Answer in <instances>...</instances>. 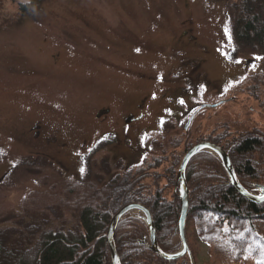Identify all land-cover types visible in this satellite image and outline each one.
Instances as JSON below:
<instances>
[{
	"label": "rangeland",
	"instance_id": "1",
	"mask_svg": "<svg viewBox=\"0 0 264 264\" xmlns=\"http://www.w3.org/2000/svg\"><path fill=\"white\" fill-rule=\"evenodd\" d=\"M28 1L0 4V231L19 232V221L44 209L47 229L72 221L64 211L62 225L57 184L81 177V154L103 131L92 121L99 107L112 108L116 117L145 101L150 139L161 135L156 117L173 120L170 125L180 134L190 112L202 107L194 130L199 123L203 131L230 121L264 130L255 103L248 105L253 114L247 116L240 107L245 97L235 92L262 64L254 65V56L229 58L225 0H44L37 16L21 17L18 5ZM197 74L204 83L191 87ZM177 97L186 99L184 108L170 101ZM34 124L58 129L68 149L55 154L34 144L26 134ZM119 152L116 148L115 156L123 158ZM98 157L107 159L111 175L121 173L111 166V155ZM121 161L125 169L135 160L130 155ZM33 162L28 170L24 165L12 172L14 165ZM189 198L188 189V204ZM84 202L101 212L90 193ZM191 244L195 263L208 262V247Z\"/></svg>",
	"mask_w": 264,
	"mask_h": 264
},
{
	"label": "trees",
	"instance_id": "2",
	"mask_svg": "<svg viewBox=\"0 0 264 264\" xmlns=\"http://www.w3.org/2000/svg\"><path fill=\"white\" fill-rule=\"evenodd\" d=\"M43 1L19 4L20 16H37ZM224 3L233 44L231 58L254 56L256 65L262 64L260 72L237 85L235 92L245 97L240 107L248 116L253 114L248 105L254 102L264 119V0ZM197 125L195 130L192 125L187 130L181 128L178 134L167 121H161V135L145 141L148 152L141 161L126 170L117 165L121 173L116 175H111L107 159L98 157L113 138L106 136L98 141L82 155V177L57 184L62 192L56 203L62 225L64 211L71 213L72 221L56 230L47 229L43 212L48 211L44 209L28 216L27 222L19 221V232L10 228L0 231V264H111L105 236L113 216L131 204L149 211L160 251L178 252L181 205L176 177L191 147L202 142L218 146L229 156L235 176L246 191L254 193L257 186H264V130L252 126L244 129L232 121L217 122L203 131V125ZM34 164H18L12 172L17 173L24 165L28 170ZM185 179L190 197L185 234L193 264L196 260L191 240L208 247L205 264H236L245 259L264 264V203L253 204L232 188L222 164L208 152L189 161ZM89 193L99 199L100 213L93 210L92 203L84 202ZM114 240L120 264H191L189 256L167 261L152 252L149 230L139 213L119 222Z\"/></svg>",
	"mask_w": 264,
	"mask_h": 264
},
{
	"label": "flooded vegetation",
	"instance_id": "3",
	"mask_svg": "<svg viewBox=\"0 0 264 264\" xmlns=\"http://www.w3.org/2000/svg\"><path fill=\"white\" fill-rule=\"evenodd\" d=\"M199 66V64H198ZM191 87H196L204 83V78L200 74H197L195 78L190 79ZM185 93V88L182 89ZM179 99L176 101L170 99L176 106H179ZM183 106H186V99L182 100ZM173 104V105H174ZM122 106L115 105L118 110L122 109ZM128 107V104L126 105ZM146 107L145 101H140L134 106V110L130 112L123 111V114L114 116V110L108 107H99L94 111L92 115V121L99 129H102V133L93 141L96 144L98 141L105 139L106 136L113 138L112 143L105 149V152L109 153L114 157L115 160L127 159L130 155L133 160H136L141 153V142L149 134L148 125L144 124L148 118L144 114ZM180 107V106H179ZM178 110V109H177ZM161 117H156L154 125H157V120ZM39 123V122H36ZM114 128H118L119 132H116ZM49 130L47 125L34 124L31 128L26 131L28 138L36 145L44 148V150L50 151L51 153L60 154L68 149L67 144L60 141V132L58 129ZM119 149L120 154L123 158H117L115 156V149Z\"/></svg>",
	"mask_w": 264,
	"mask_h": 264
},
{
	"label": "water",
	"instance_id": "4",
	"mask_svg": "<svg viewBox=\"0 0 264 264\" xmlns=\"http://www.w3.org/2000/svg\"><path fill=\"white\" fill-rule=\"evenodd\" d=\"M194 116L195 115H193L190 118L185 128H188ZM201 152H210L218 157V159L221 161L222 166L228 176L229 185L232 188H234L241 196H243L246 200H248L249 202L253 204L264 203V187L257 188L260 190L259 196H254L248 193L247 191H245L243 187L237 181V178L235 176V173H234V170H233V167L231 165L228 155L221 148H219L218 146L212 143H207V142L196 144L192 148H190L184 155L181 161L178 173H177V184L179 185L178 199L181 205L180 215H179V220H178V234L181 240V249L179 250V252L175 254H169V255L161 252L156 243L155 228H154L150 213L148 212V210H146L140 205L131 204V205L123 207L112 218L109 224L106 236H105L106 244L110 252V258H111L112 264H120L117 251H116V247H115V241H114V236H115L117 225L126 215L132 212H137V211L144 214V219H145L146 225L149 230L150 249L152 252L157 254L161 259L167 260V261H176V260L183 258L186 255H189V248H188L186 236H185V220H186L187 209H188V188H187L186 181H185V171H186V167L189 161L194 156H196L197 154Z\"/></svg>",
	"mask_w": 264,
	"mask_h": 264
},
{
	"label": "snow or ice",
	"instance_id": "5",
	"mask_svg": "<svg viewBox=\"0 0 264 264\" xmlns=\"http://www.w3.org/2000/svg\"><path fill=\"white\" fill-rule=\"evenodd\" d=\"M137 51H139V49H137ZM81 171H83V169H81Z\"/></svg>",
	"mask_w": 264,
	"mask_h": 264
}]
</instances>
